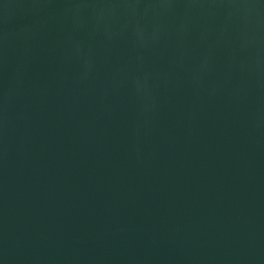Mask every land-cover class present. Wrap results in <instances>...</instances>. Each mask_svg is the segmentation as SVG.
I'll list each match as a JSON object with an SVG mask.
<instances>
[{"label": "water", "instance_id": "obj_1", "mask_svg": "<svg viewBox=\"0 0 264 264\" xmlns=\"http://www.w3.org/2000/svg\"><path fill=\"white\" fill-rule=\"evenodd\" d=\"M0 264H264V0H0Z\"/></svg>", "mask_w": 264, "mask_h": 264}]
</instances>
